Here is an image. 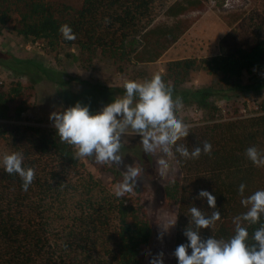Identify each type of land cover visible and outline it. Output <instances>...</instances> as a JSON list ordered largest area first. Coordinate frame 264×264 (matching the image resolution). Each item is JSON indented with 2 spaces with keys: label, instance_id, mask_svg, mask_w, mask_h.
Instances as JSON below:
<instances>
[{
  "label": "trees",
  "instance_id": "16d2710c",
  "mask_svg": "<svg viewBox=\"0 0 264 264\" xmlns=\"http://www.w3.org/2000/svg\"><path fill=\"white\" fill-rule=\"evenodd\" d=\"M225 1L219 3L221 7ZM209 3L82 0L73 5L63 0H0V27L13 24L26 39L42 40L51 47H76L89 58L101 51L116 64L155 62L186 30L180 19L175 24L157 25L160 13L179 18L203 10ZM63 24L73 29L75 41L62 38L59 28ZM234 39L223 40L225 53L203 61L189 58L171 62L163 80L171 87L173 98L179 96L183 103L209 109L212 106L208 101L214 96L230 99L248 91L251 87L242 77L253 68L264 67V36L251 42ZM202 64L219 78L220 87L179 89L184 82L182 76ZM0 66L16 78L28 79L27 85L18 81L9 89L0 85V139L13 137L23 154V167L35 170L33 183L24 191L22 179L8 174L0 165V264H146L145 255L156 234L140 188L136 185L128 194L131 198H118L86 168L83 159L76 157L74 147L61 143L56 133L46 135L24 125L6 126L4 121L21 120L27 110L24 90H34L51 78L52 71L36 60L2 50ZM168 78L174 80L172 84ZM68 83L59 80L62 86ZM84 97L89 106L90 99ZM205 141L212 145L211 154L187 160L177 154L183 176L171 179L174 182L166 186V203L178 207L175 249L188 243L183 232L190 223L189 209L196 206L205 214L211 212L207 201L197 198L200 190L216 197L221 213L214 228L201 230L202 237L224 240L234 235V217L246 211L240 203L239 185H246L245 196L264 190V168L255 167L245 156L250 146L264 152V100L256 114L191 126L189 136L178 143L191 151ZM135 152L143 166L150 168L152 156L142 148ZM85 159L95 163L92 157ZM110 172L114 184L123 181V172L116 168ZM262 224L264 215L258 224L248 226L249 244Z\"/></svg>",
  "mask_w": 264,
  "mask_h": 264
},
{
  "label": "rangeland",
  "instance_id": "374dc122",
  "mask_svg": "<svg viewBox=\"0 0 264 264\" xmlns=\"http://www.w3.org/2000/svg\"><path fill=\"white\" fill-rule=\"evenodd\" d=\"M63 1L73 5L82 2V0ZM222 1L210 0L205 9L190 11L179 18L169 17L161 12L156 21L157 25L175 24L180 19L186 30L155 62L116 64L101 51L89 58L76 47L65 45L51 47L42 40L26 39L19 34L13 24L0 27V50L10 52L22 59L36 60L52 71L51 78L37 84L34 90H24L23 99L27 110L21 120L12 119L3 123L9 127L24 125L46 135L54 134L56 130L49 119L50 114L72 107L77 102L87 105L84 96L90 99V112L96 114L114 99L124 95L123 84L126 80L143 82L150 80L155 74L168 76V65L173 61L189 58L203 61L225 53L223 40L228 37L235 38L236 41L251 42L264 36V0H226L221 7L219 3ZM182 79L184 82L179 85V89L184 91L213 85L220 87L219 78L206 70L204 64L182 76ZM59 80L69 83L62 86ZM263 80L264 67L253 68L245 72L242 77L243 83L251 87L245 93L230 99L214 96L208 101L212 106L209 109L196 104L183 103V109L177 114L190 127L206 124L212 120L256 114L259 103L264 100V85H261ZM18 81L24 85L28 84L26 77L16 78L0 66V85L4 89L11 88L13 83ZM168 81L172 84L174 80L168 78ZM140 139L130 130L122 136L123 147L119 153L123 160L121 165H101L85 158L83 162L96 178L110 186L112 190L116 184L110 169L116 168L124 173L125 166L132 165L143 170L136 185L141 190L142 200L156 234L149 252L155 255L163 251L164 264H176L173 253L178 231V207L166 203L165 190L171 179L182 178V169L179 164L172 161L169 178L161 177L158 172V156H152L150 168L144 167L135 152V149L142 148ZM13 152L21 153L15 139L13 137L0 139V165H3V155ZM124 197L131 198L128 194ZM133 198H137V195H133ZM175 221V226L168 230L163 240H158L161 227L167 228ZM149 252L145 255L146 264H149Z\"/></svg>",
  "mask_w": 264,
  "mask_h": 264
},
{
  "label": "clouds",
  "instance_id": "9594fccd",
  "mask_svg": "<svg viewBox=\"0 0 264 264\" xmlns=\"http://www.w3.org/2000/svg\"><path fill=\"white\" fill-rule=\"evenodd\" d=\"M59 32L65 41L77 38L67 24L61 25ZM123 87L124 95L96 114L80 102L50 114L60 142L73 146L77 158L92 157L97 164L121 165V138L129 130L141 138L140 144L146 155L159 157L158 172L163 178H169L172 161L180 162L177 154L185 160L198 159L202 153L211 154L212 145L207 141L191 151L185 144L178 143L188 137L190 131V126L177 115L183 109V99L173 98L171 87L160 74L143 82L126 80ZM245 156L255 167L264 168V152L256 146L248 147ZM2 164L8 174H17L22 179V188L27 191L35 179V170L23 167V154H5ZM125 169L123 181L113 189L118 198L134 192L143 171L132 165H126ZM245 189L246 185L241 183L238 192L246 211L234 217L235 232L228 240L202 237L201 230L214 228L221 220V213L217 210L216 197L207 190L199 191L197 198L206 200L211 212L205 214L196 206L189 209L190 223L183 232L188 243L178 245L173 253L178 264H264V224L252 234L253 243H248V226L258 224L264 215V190L245 196ZM175 224L176 221L167 228L161 227L157 239L162 241ZM148 255L149 264H164L163 251Z\"/></svg>",
  "mask_w": 264,
  "mask_h": 264
}]
</instances>
